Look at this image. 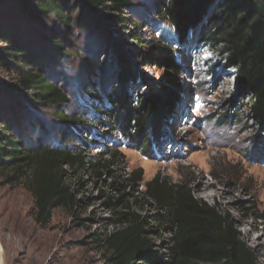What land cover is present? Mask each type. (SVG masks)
Listing matches in <instances>:
<instances>
[{"label": "rangeland", "instance_id": "374dc122", "mask_svg": "<svg viewBox=\"0 0 264 264\" xmlns=\"http://www.w3.org/2000/svg\"><path fill=\"white\" fill-rule=\"evenodd\" d=\"M18 1L0 0V46L4 38L25 45L31 68L63 87L70 99L64 106L69 113L81 115L95 106L101 114L95 115L98 127L89 132L62 125L49 108L32 106L19 92L3 89L17 91L18 75L0 66V128L7 124L27 150L77 152L85 164L65 168L78 206L73 211L54 210L46 226L36 221L35 199L27 189L30 175L20 177L0 168V264H110L101 240L116 231L112 223L118 213L128 211L126 201L148 219L154 250L168 259L172 236L155 218L160 213L155 202L145 196L146 185L157 176L186 185L195 197L231 215L256 262L264 264V129L243 107L249 98L241 96L235 74L225 67L218 50L200 42L196 31L181 40L155 11L159 0H129L126 17L131 21L126 30L70 8L74 23L67 34L53 20L50 31L42 32L22 13ZM134 22L141 27L142 43L134 40L136 49H128ZM46 35L60 39L72 56L64 57L48 45ZM167 37L175 44L178 74L143 61L138 49ZM125 50L128 57L120 65L119 52ZM155 87L173 100L171 122L163 125L162 142L150 143L152 152L146 156L118 125L120 105L113 107L110 101L113 92L127 96L121 111L126 114L144 103ZM89 89L97 92V101L84 95ZM11 107L15 110L9 111ZM135 171H142L143 180L131 188L126 181ZM118 184L124 185L121 191ZM123 192L126 198L117 202Z\"/></svg>", "mask_w": 264, "mask_h": 264}, {"label": "trees", "instance_id": "16d2710c", "mask_svg": "<svg viewBox=\"0 0 264 264\" xmlns=\"http://www.w3.org/2000/svg\"><path fill=\"white\" fill-rule=\"evenodd\" d=\"M18 3L22 13L44 30L42 32L50 31L53 20L62 25L67 34L74 23L70 8L125 30L131 21L126 17L131 7L129 0H19ZM155 11L172 25L181 40L196 31L200 42L218 50L225 67L234 72L241 96L249 98V102H243V107L264 129V0H159ZM132 25L134 31L129 30V34L133 41L128 43V49H136L135 41L142 43L140 25L136 22ZM127 34L128 31H124V35ZM66 38L72 44L70 37ZM171 38L155 44L144 43L138 49L143 53V61L151 60L155 66L178 74L180 65ZM44 40L64 57L72 56L60 39L46 35ZM1 42L4 45L0 46V66L18 75L17 91L3 89L15 95L19 92L32 106L49 108L62 125L86 132L98 127L100 121L95 116L101 114L98 107H91L81 115L69 113L64 109L70 103L68 95L43 72L31 68L30 50L15 38H4ZM126 51L119 52L120 65L128 57ZM129 67L127 64L123 69L127 71ZM175 79L178 81L177 77ZM84 95L97 101V92L91 89ZM113 95L115 98L110 105H120L116 113L118 125L121 124L129 140L149 156L150 143H161L165 136L162 135L163 125L171 122L173 100L155 87L152 94L144 96V103L124 114L122 104L127 96L117 97L116 92ZM71 141L67 139L68 144ZM66 167L84 168V156L54 148L27 150L23 139L7 124L0 128V168L12 170L20 177L30 175L27 189L35 199L36 221L43 226L50 223L54 210L73 211L78 206L77 194L67 182ZM142 177V171H135L126 182H130L132 188L142 182ZM122 188L124 185L118 184L116 189L121 191ZM145 196L155 202L160 211L155 218L172 236L168 259L154 250L153 239L147 231L148 219L132 211L126 201L128 211L118 213L117 221L112 223L116 231L101 240L110 253V264H258L252 249L237 232L232 216L219 206H210L195 197L186 185L171 184L157 176L146 185ZM125 198L123 192L117 202Z\"/></svg>", "mask_w": 264, "mask_h": 264}]
</instances>
